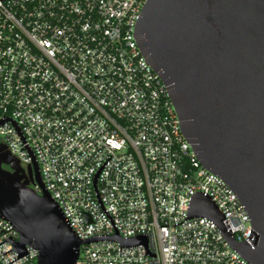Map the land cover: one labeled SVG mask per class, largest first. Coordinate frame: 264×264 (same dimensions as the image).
I'll return each instance as SVG.
<instances>
[{
	"label": "built area",
	"instance_id": "obj_1",
	"mask_svg": "<svg viewBox=\"0 0 264 264\" xmlns=\"http://www.w3.org/2000/svg\"><path fill=\"white\" fill-rule=\"evenodd\" d=\"M145 2L0 0V144L26 173L36 163L32 189L51 195L83 242L75 264H251L209 219L184 220L201 191L236 241L251 232L144 61L133 31ZM19 237L0 216V264H38L36 249L15 250Z\"/></svg>",
	"mask_w": 264,
	"mask_h": 264
},
{
	"label": "water",
	"instance_id": "obj_2",
	"mask_svg": "<svg viewBox=\"0 0 264 264\" xmlns=\"http://www.w3.org/2000/svg\"><path fill=\"white\" fill-rule=\"evenodd\" d=\"M133 37L162 79L187 143L236 195L251 232L236 241L201 191L189 197L184 220L209 219L242 258L264 264V0H146ZM34 182L41 184L36 163L26 173L0 144V216L19 233L15 250L36 249L38 264H75L83 242ZM138 242L145 239L125 241Z\"/></svg>",
	"mask_w": 264,
	"mask_h": 264
},
{
	"label": "flooded vegetation",
	"instance_id": "obj_3",
	"mask_svg": "<svg viewBox=\"0 0 264 264\" xmlns=\"http://www.w3.org/2000/svg\"><path fill=\"white\" fill-rule=\"evenodd\" d=\"M25 180H30V177H29V176H26V177H25Z\"/></svg>",
	"mask_w": 264,
	"mask_h": 264
}]
</instances>
